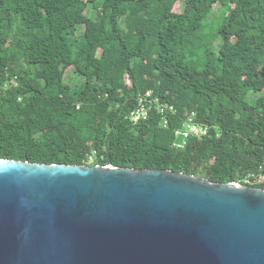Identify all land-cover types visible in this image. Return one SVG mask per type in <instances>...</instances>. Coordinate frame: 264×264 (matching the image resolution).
<instances>
[{"label": "trees", "instance_id": "1", "mask_svg": "<svg viewBox=\"0 0 264 264\" xmlns=\"http://www.w3.org/2000/svg\"><path fill=\"white\" fill-rule=\"evenodd\" d=\"M149 90L177 113L133 124ZM190 112L212 135L179 149ZM0 159L249 185L264 175V0H0Z\"/></svg>", "mask_w": 264, "mask_h": 264}, {"label": "water", "instance_id": "2", "mask_svg": "<svg viewBox=\"0 0 264 264\" xmlns=\"http://www.w3.org/2000/svg\"><path fill=\"white\" fill-rule=\"evenodd\" d=\"M0 264H264V189L0 159Z\"/></svg>", "mask_w": 264, "mask_h": 264}, {"label": "built area", "instance_id": "3", "mask_svg": "<svg viewBox=\"0 0 264 264\" xmlns=\"http://www.w3.org/2000/svg\"><path fill=\"white\" fill-rule=\"evenodd\" d=\"M153 110H156L163 116L177 113V108L174 105L161 102L160 98L154 96L153 92L149 90L139 95L137 106L131 113L132 123L137 124L142 120H147L150 116V112ZM166 124L165 122V125ZM211 135V126L199 122L196 112H190L187 113L181 128L175 133V146L179 149H183L187 145V140L189 138H203ZM245 182L250 186L262 183L264 182V175L255 176L254 174H249L246 176Z\"/></svg>", "mask_w": 264, "mask_h": 264}, {"label": "rangeland", "instance_id": "4", "mask_svg": "<svg viewBox=\"0 0 264 264\" xmlns=\"http://www.w3.org/2000/svg\"><path fill=\"white\" fill-rule=\"evenodd\" d=\"M176 8L180 9V6L178 5ZM94 13H95V11H94L93 7L91 6L88 9L87 15H88V17H90V16L94 15ZM220 14H221L220 5H218V6H216V8L214 10V15H213V17H211L210 21L214 20V19H216V20L219 19ZM79 29L80 30L82 29V25L81 24L79 25ZM68 75H70V76L73 75L72 70H70V72H68Z\"/></svg>", "mask_w": 264, "mask_h": 264}]
</instances>
